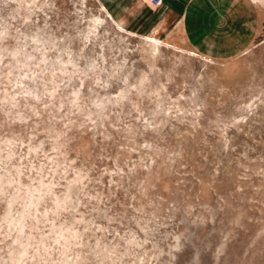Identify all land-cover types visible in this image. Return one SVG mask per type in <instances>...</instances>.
<instances>
[{
    "label": "rangeland",
    "instance_id": "1",
    "mask_svg": "<svg viewBox=\"0 0 264 264\" xmlns=\"http://www.w3.org/2000/svg\"><path fill=\"white\" fill-rule=\"evenodd\" d=\"M256 1L229 56L166 0H0V264H264Z\"/></svg>",
    "mask_w": 264,
    "mask_h": 264
},
{
    "label": "crops",
    "instance_id": "2",
    "mask_svg": "<svg viewBox=\"0 0 264 264\" xmlns=\"http://www.w3.org/2000/svg\"><path fill=\"white\" fill-rule=\"evenodd\" d=\"M166 1L177 8L184 34L200 53L232 56L250 46L258 20L256 0Z\"/></svg>",
    "mask_w": 264,
    "mask_h": 264
},
{
    "label": "built area",
    "instance_id": "3",
    "mask_svg": "<svg viewBox=\"0 0 264 264\" xmlns=\"http://www.w3.org/2000/svg\"><path fill=\"white\" fill-rule=\"evenodd\" d=\"M153 4H157L160 5L162 3H164L165 0H150Z\"/></svg>",
    "mask_w": 264,
    "mask_h": 264
},
{
    "label": "bare ground",
    "instance_id": "4",
    "mask_svg": "<svg viewBox=\"0 0 264 264\" xmlns=\"http://www.w3.org/2000/svg\"><path fill=\"white\" fill-rule=\"evenodd\" d=\"M164 2H165V1H164ZM191 8H192V7H191ZM153 39H154L155 41H158V39H157L156 37H154ZM158 43H159V42H158ZM158 43H157V44H158Z\"/></svg>",
    "mask_w": 264,
    "mask_h": 264
}]
</instances>
